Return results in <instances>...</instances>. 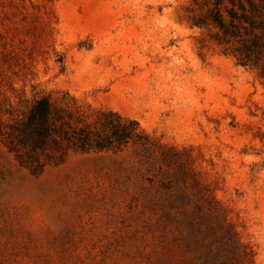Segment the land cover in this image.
Here are the masks:
<instances>
[{"label":"rangeland","instance_id":"1","mask_svg":"<svg viewBox=\"0 0 264 264\" xmlns=\"http://www.w3.org/2000/svg\"><path fill=\"white\" fill-rule=\"evenodd\" d=\"M202 1L0 0V110L111 111L177 153L32 175L0 141V264H264V80L192 26Z\"/></svg>","mask_w":264,"mask_h":264},{"label":"trees","instance_id":"2","mask_svg":"<svg viewBox=\"0 0 264 264\" xmlns=\"http://www.w3.org/2000/svg\"><path fill=\"white\" fill-rule=\"evenodd\" d=\"M198 8L192 26L211 31L225 55L264 80V0H203ZM0 116V141L32 175L63 162L70 152L118 153L134 146L155 156L177 155L149 138L135 120L101 111L86 121L46 96L20 100L18 107L8 104Z\"/></svg>","mask_w":264,"mask_h":264}]
</instances>
